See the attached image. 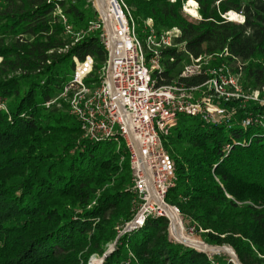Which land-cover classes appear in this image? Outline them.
Masks as SVG:
<instances>
[{"label":"trees","instance_id":"1","mask_svg":"<svg viewBox=\"0 0 264 264\" xmlns=\"http://www.w3.org/2000/svg\"><path fill=\"white\" fill-rule=\"evenodd\" d=\"M124 1L135 23L179 29L151 72L158 85L201 83V75L179 77L184 64L224 50L220 61L240 62L244 89L264 85V0H195L196 18L183 11L186 0ZM56 7L76 31L99 22L89 0H0V264H88L117 236L102 264H234L170 240L166 216L120 233L137 201L127 147L86 138L59 97L74 58L92 57L86 83L97 81L107 58L102 30L74 41ZM246 116L259 121L243 125ZM163 144L175 173L165 199L204 244L186 241L228 244L242 264H264V106L236 105L229 124L180 114ZM233 250L222 247L234 259Z\"/></svg>","mask_w":264,"mask_h":264},{"label":"built area","instance_id":"2","mask_svg":"<svg viewBox=\"0 0 264 264\" xmlns=\"http://www.w3.org/2000/svg\"><path fill=\"white\" fill-rule=\"evenodd\" d=\"M94 1L100 10L99 22H90L86 31L74 30L60 8L55 9L64 34L74 41L86 32L101 28L107 52L97 81L88 84L86 79L93 69L92 57L86 56L82 61L74 58L76 65L59 97L67 99L69 112L79 121L86 138L93 141L121 139L127 147L137 201L123 233L142 226L150 215L167 216L164 209L171 204L165 197L174 184L175 173L163 137L176 125L178 116H199L206 123L229 124L236 113V105L264 106V85L244 89L240 62L236 60L231 66L226 60L220 61L228 55L226 50L190 56L179 77L201 75L205 77L201 83L187 86L174 80L158 85L151 72L161 68L160 49L176 46L174 39L179 29L173 27L158 33L153 20L148 18L142 23L141 40L124 0H105V11ZM190 1L186 0L182 9L191 15L188 9L193 8L196 18L198 4ZM231 102L234 105H229ZM250 121L258 122L259 119L246 116L242 124Z\"/></svg>","mask_w":264,"mask_h":264},{"label":"rangeland","instance_id":"3","mask_svg":"<svg viewBox=\"0 0 264 264\" xmlns=\"http://www.w3.org/2000/svg\"><path fill=\"white\" fill-rule=\"evenodd\" d=\"M90 2H91V4H92V6L94 7V9L97 11V13H98V16H99V18H100V10H99V8H98V6H97V4L95 3V1L94 0H89ZM187 15H189L190 17H194L195 18V16H192V15H190V14H188V12H185ZM239 16V17H238ZM236 18V20H234V21H242L241 19V17H240V15H238ZM226 17L229 19V16H227L226 15ZM230 17H235V14H231L230 13ZM136 29H137V32H138V34H139V37H140V39L142 40L143 39V33H141L140 34V32H141V29H142V26H141V24L140 23H138V22H136ZM170 206H174V205H170ZM178 215H179V219H180V230H181V232H183L186 236H188V237H190L192 240H197V241H201L203 244H204V242L201 240V237L199 236V235H197L196 233H195V231L193 230V228L188 224V223H186L183 219H182V216L180 215V213L178 212ZM167 218H168V216H166ZM168 220H169V227H168V237H169V239L170 240H172V241H175V242H178V243H180L179 242V240H181V238H179L176 234H175V232H174V230H172V224H171V222H170V219L168 218ZM184 226V227H183ZM124 227V226H123ZM123 227H122V229H121V232L120 233H122V231H123ZM179 230V229H178ZM179 230V231H180ZM170 233H171V236L174 238H172L171 236H170ZM186 240H188V238L186 239ZM188 243H190V244H192V246H195V247H197L195 244H193L192 242H190V241H187ZM206 243V242H205ZM182 244V243H181ZM114 247H115V244H112V245H110L109 247H108V249H111L110 251H113V249H114ZM107 249V250H108ZM106 250V251H107ZM214 253V252H213ZM212 254V253H211ZM224 255V256H226V257H228L229 258V260H231V256H229L228 254H226V253H223L222 252V250H220V252H217V253H214V254H212V255ZM209 255V254H208ZM212 255H209V256H212ZM102 261H103V258H102V256L100 257V256H98V255H96V254H94V255H91L90 256V258H89V260H88V264H102Z\"/></svg>","mask_w":264,"mask_h":264},{"label":"bare ground","instance_id":"4","mask_svg":"<svg viewBox=\"0 0 264 264\" xmlns=\"http://www.w3.org/2000/svg\"><path fill=\"white\" fill-rule=\"evenodd\" d=\"M97 1V3L99 4V7L101 8V9H104V11H105V8H104V4H105V0H96ZM189 3H191V4H193V0H191ZM188 11L191 13V15H193V16H195L196 15V11L193 9V8H190V9H188ZM232 15L233 14H235V13H233V12H230ZM230 13H228L227 14V16H229V19H231V20H235V19H237L236 17L238 16L237 14H235V17H230ZM239 17V16H238ZM164 211H165V214L168 216V218L170 219V222H171V224H172V230H174V232H175V234L179 237V238H181V240H179L180 242H183V243H186V244H188V245H190V246H192V244H190V243H188L187 241H186V239L187 238H189L188 236H186L183 232H181V230H180V219H179V215H178V213H175V212H172V209H171V207H169V206H166L165 207V209H164ZM184 227V226H183ZM180 231H179V230ZM206 245V244H205ZM192 247H195V246H192ZM206 247H209V248H213V247H210V246H208V245H206ZM195 248H198V249H200V250H204V251H207V253L208 254H211V253H217V252H220V250H222V248H220V249H214V250H209V249H206V248H200V247H195Z\"/></svg>","mask_w":264,"mask_h":264},{"label":"water","instance_id":"5","mask_svg":"<svg viewBox=\"0 0 264 264\" xmlns=\"http://www.w3.org/2000/svg\"><path fill=\"white\" fill-rule=\"evenodd\" d=\"M231 20V19H230ZM173 210H175L174 209V207L173 206H170ZM119 236H117L116 237V240H117V238H118ZM116 240L114 241V243L113 244H115L116 243ZM180 242V241H179ZM180 243H182L183 245H185V246H188V247H190V248H194V247H192V246H190V245H188V244H186V243H183V242H180ZM208 246H210V247H213L214 249H220V248H222V247H225V246H229L232 250H233V248L230 246V245H228V244H222V245H214V244H208V243H206ZM194 249H196V250H199V249H197V248H194ZM111 249H108L107 251H105V253L102 255V258L104 259L111 251H110ZM199 251H202V252H205L206 254H208L207 253V251H204V250H199ZM233 253H234V259L233 258H231V260L230 261H232L234 264H242L240 261H239V259H238V257H237V255H236V253H235V251L233 250Z\"/></svg>","mask_w":264,"mask_h":264}]
</instances>
